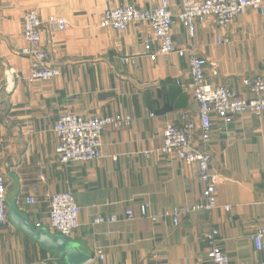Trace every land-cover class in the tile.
Returning <instances> with one entry per match:
<instances>
[{"label": "crops", "instance_id": "0c3cea01", "mask_svg": "<svg viewBox=\"0 0 264 264\" xmlns=\"http://www.w3.org/2000/svg\"><path fill=\"white\" fill-rule=\"evenodd\" d=\"M170 2L175 12L181 9L182 0ZM159 3L0 0V173L6 180L9 215L0 225V264H73L65 252L45 249L11 217L16 211L36 229L57 235L49 225V197L62 191L73 192L81 209L80 226L66 239L89 255L82 264H210L205 234L212 228L219 231L229 264L264 261V248L258 250L253 239L264 226V113L236 115L229 128L237 137H228L215 119L211 171L220 178V206L211 211L192 210L203 200L197 165L175 155L145 154L163 144V127L180 123L184 111L195 121L193 141L199 145V104L188 88L189 61L178 53L152 60L144 48L152 33L147 22H133L126 30L103 28L100 22L108 7L148 9ZM29 10L43 19L55 16L68 22L65 30L45 27L42 32L49 63L61 69L51 80H28L31 60L20 51L27 45L22 22ZM173 35L177 46L192 44L209 61L212 85L226 84L242 97H253L242 80L264 77V12L248 9L225 28L208 17L197 25L192 41L177 23ZM124 56L134 59L124 62ZM211 64H216V74ZM65 112L131 115L135 120L104 131L101 159L62 163L55 152L59 140L54 127ZM29 196L36 202L29 203ZM144 202L149 204L146 216L140 213ZM127 209L134 211V219L124 218ZM174 211L180 213L178 224L172 214L165 215ZM113 214L115 222L92 224L98 215ZM151 215L161 216L152 221ZM96 247L104 249L103 259L92 260Z\"/></svg>", "mask_w": 264, "mask_h": 264}, {"label": "built area", "instance_id": "2783aa9c", "mask_svg": "<svg viewBox=\"0 0 264 264\" xmlns=\"http://www.w3.org/2000/svg\"><path fill=\"white\" fill-rule=\"evenodd\" d=\"M248 9L264 12V0H182L181 9L175 12L170 0H160L153 8H141L134 4L108 7L105 9L100 26L126 30L133 22L149 23L152 33L144 43L146 54L155 60L160 54L168 55L178 53L187 57L190 65V78L188 88L193 98L199 104L200 142L197 145L193 141V133L196 128L195 121L188 111L181 113L180 123H167L162 130L163 144L154 150H147L145 154L157 152L166 155H175L179 160L188 165H197V175L203 183V200L192 207V210L211 211L220 206L217 188L220 178L211 171L213 156L210 151V141L213 137L215 119L219 120L220 127L226 131L228 137H237L236 131L230 130L236 115L250 112L258 117L264 113V77L255 76L243 79V85L253 94L251 98L240 96L229 85H212L207 79L206 68L209 61L199 54L194 45L179 47L176 45L173 27L182 25L186 30L187 38L192 41L196 27L208 17L220 27H228L234 19L245 13ZM68 26L66 19L50 16L43 19L35 10L25 13L22 22V37L26 46L21 49V54L31 60V72L28 80H51L61 74L58 66L48 61V54L42 48V32L45 27L54 30H65ZM219 42H225V37H219ZM157 45L158 49L153 46ZM134 57L124 56V62L133 61ZM213 74L217 73L216 64H211ZM181 81H178L180 83ZM150 115H154L150 113ZM135 120L131 115H79L65 112L58 117L54 131L58 137V145L55 149L58 159L62 163L75 161H94L103 157L102 136L109 128H124L132 125ZM113 159H117L113 156ZM264 174V171H263ZM29 203H35L33 196L27 198ZM148 203L140 205L142 216L147 215ZM50 228L65 238H70L79 228L80 207L75 195L71 191L52 193L49 197ZM229 210L230 206L225 205ZM173 215L175 224L179 223V211L165 213ZM161 215H151L149 218L156 221ZM8 209L6 202V180L0 173V225L8 221ZM125 219H134L132 209L125 211ZM118 220V216L98 215L93 218L92 224L99 225L112 223ZM219 231L212 228L206 232L205 238L209 244L207 258L210 264H229V257L224 252L218 240ZM256 248H264V226L259 227L253 234ZM105 257L102 247L95 248L92 260ZM42 264H53L48 260ZM254 264H264V261Z\"/></svg>", "mask_w": 264, "mask_h": 264}, {"label": "water", "instance_id": "95a60500", "mask_svg": "<svg viewBox=\"0 0 264 264\" xmlns=\"http://www.w3.org/2000/svg\"><path fill=\"white\" fill-rule=\"evenodd\" d=\"M11 217L21 229L37 240L45 249L65 252L71 263L82 264L90 258L87 253L80 250L78 244L69 241L60 234H52L46 228L36 229L26 217L16 211H12Z\"/></svg>", "mask_w": 264, "mask_h": 264}]
</instances>
